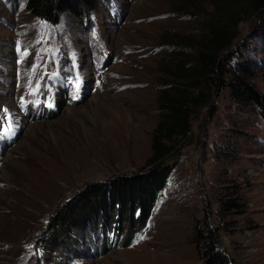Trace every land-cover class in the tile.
Listing matches in <instances>:
<instances>
[{
	"label": "rangeland",
	"instance_id": "1",
	"mask_svg": "<svg viewBox=\"0 0 264 264\" xmlns=\"http://www.w3.org/2000/svg\"><path fill=\"white\" fill-rule=\"evenodd\" d=\"M98 1L86 24L64 14L51 26L25 0H0V264H202L196 242L207 227L236 264H264V118L226 86L171 145L173 171L146 227L113 231L115 215L102 233L46 248L58 205L88 183L150 167L173 53L195 56L209 25L240 21L223 56L248 62L264 96L260 3Z\"/></svg>",
	"mask_w": 264,
	"mask_h": 264
},
{
	"label": "trees",
	"instance_id": "2",
	"mask_svg": "<svg viewBox=\"0 0 264 264\" xmlns=\"http://www.w3.org/2000/svg\"><path fill=\"white\" fill-rule=\"evenodd\" d=\"M253 1L260 3L259 8L264 7V0ZM98 6V0H25L28 12L51 26L58 25L64 14L86 24ZM239 22L231 30L224 28V21L209 25L207 34L196 41L195 56L184 51L173 53L171 80L157 99L161 116L153 131L152 154L147 162L150 167L142 173L88 183L58 205L46 224L43 240L46 248L67 240L74 232L85 235L87 228H96L95 232L102 233L104 227L99 229L98 225L103 226L105 220L111 224L115 215L113 231L121 223L123 228L126 225L133 229L146 227L173 171V166L166 163L171 145L188 136L194 112L210 104L214 87H229L238 103L254 106L264 118V96L251 82L250 64L238 62L232 67L229 55L223 56L238 38ZM109 227L105 229L110 231ZM206 230L202 241L196 242L202 264H236L219 248L216 232L208 227Z\"/></svg>",
	"mask_w": 264,
	"mask_h": 264
}]
</instances>
